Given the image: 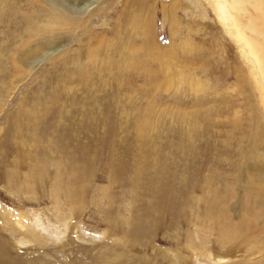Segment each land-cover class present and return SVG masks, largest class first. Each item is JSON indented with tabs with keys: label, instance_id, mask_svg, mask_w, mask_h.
<instances>
[{
	"label": "rangeland",
	"instance_id": "rangeland-1",
	"mask_svg": "<svg viewBox=\"0 0 264 264\" xmlns=\"http://www.w3.org/2000/svg\"><path fill=\"white\" fill-rule=\"evenodd\" d=\"M233 1L0 0V264H264V73L235 32L264 49V19Z\"/></svg>",
	"mask_w": 264,
	"mask_h": 264
},
{
	"label": "bare ground",
	"instance_id": "bare-ground-1",
	"mask_svg": "<svg viewBox=\"0 0 264 264\" xmlns=\"http://www.w3.org/2000/svg\"><path fill=\"white\" fill-rule=\"evenodd\" d=\"M49 1L52 4V6H54L55 8H58L65 12H69L71 14L81 15L83 12L84 13L87 12L88 8L91 6L89 3H87L88 0H49ZM246 1H249V0H234L231 5L234 8H236V6L237 8H240L244 6ZM225 2L220 3V4L217 3V6L223 15L226 14L227 16L228 14L229 18L227 19H233L234 17L232 13H229L230 4L225 3ZM252 3L254 4L255 8L260 11L264 19V0H252ZM83 4L84 6H82ZM259 22L260 21L256 19H252L247 26L243 24L241 25L240 23H238V25H236V28L235 27L234 28H235V32H236L238 39L241 41L242 45L249 51V54L253 56L254 60H257V62L261 66L262 71L264 73V49H263V45L259 41L260 39L258 38V36L261 35L260 33L262 32L261 31L262 28H260ZM246 28H249L251 31L255 32L254 33L255 35H253V37H249L250 35L248 36L245 32Z\"/></svg>",
	"mask_w": 264,
	"mask_h": 264
}]
</instances>
